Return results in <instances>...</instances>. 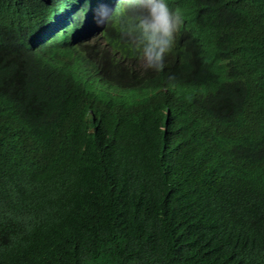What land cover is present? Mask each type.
Masks as SVG:
<instances>
[{"label":"trees","instance_id":"trees-1","mask_svg":"<svg viewBox=\"0 0 264 264\" xmlns=\"http://www.w3.org/2000/svg\"><path fill=\"white\" fill-rule=\"evenodd\" d=\"M162 72L134 18L35 48L0 0V264H264V0H166Z\"/></svg>","mask_w":264,"mask_h":264},{"label":"clouds","instance_id":"clouds-1","mask_svg":"<svg viewBox=\"0 0 264 264\" xmlns=\"http://www.w3.org/2000/svg\"><path fill=\"white\" fill-rule=\"evenodd\" d=\"M129 1L133 0H43V5L25 8L19 18L31 29L29 41L33 47L64 46L67 38L81 41L99 32L112 13ZM3 5H11V0H3ZM0 23L13 26L1 19ZM134 23L139 67L145 72H162L182 23L180 15L170 10L166 0H146L143 13L134 18Z\"/></svg>","mask_w":264,"mask_h":264}]
</instances>
